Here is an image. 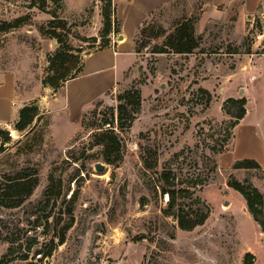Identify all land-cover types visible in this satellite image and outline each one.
Listing matches in <instances>:
<instances>
[{
  "label": "rangeland",
  "instance_id": "1",
  "mask_svg": "<svg viewBox=\"0 0 264 264\" xmlns=\"http://www.w3.org/2000/svg\"><path fill=\"white\" fill-rule=\"evenodd\" d=\"M239 2L174 0L152 12L135 35L137 72L74 113L72 84L63 87L78 75L87 51L117 40L114 12L105 34L104 0H0V75L12 76L17 109L39 110L31 130L15 129L22 107L0 125L11 136L0 153V264H264V232L228 185L232 178L251 181L264 192V170L219 162L238 113L226 101L228 89L239 82L236 99L245 98L251 75L264 77V1L238 26ZM185 23L198 47L156 52ZM59 51L73 59L56 73L66 81L54 90L44 81L54 75L49 60ZM133 91L136 110V98L126 94ZM251 96L247 123L263 116V78ZM121 104L127 111L118 121ZM107 121L119 140L109 155L118 159L114 164L94 137L111 128ZM163 189L185 191L174 210L206 214L203 224L181 229L166 213Z\"/></svg>",
  "mask_w": 264,
  "mask_h": 264
},
{
  "label": "crops",
  "instance_id": "2",
  "mask_svg": "<svg viewBox=\"0 0 264 264\" xmlns=\"http://www.w3.org/2000/svg\"><path fill=\"white\" fill-rule=\"evenodd\" d=\"M174 0H112L114 15L120 26L117 40L110 41V45L85 54L78 75L68 81L63 89L72 84L68 94L73 103L74 113H83L94 102L103 99L107 94L117 91L128 78L127 72H137L140 62L139 53L135 50V35L138 28L161 7ZM217 3H232L234 0H215ZM264 0H240L238 3V26L244 24L247 16L254 15ZM122 35V38L119 36ZM251 75L248 85L243 86L245 92L246 113L234 127L231 145L220 156L219 162L225 167H231L236 160L254 159L264 170V134L260 139L258 129L262 126L264 133V112L260 119L247 123L250 116L249 105L255 92L256 81L264 77ZM241 86L237 82L228 89V96L237 98ZM237 91V92H236ZM241 98V97H239ZM14 81L11 75H0V125L12 122L18 115L14 105ZM14 106V107H13ZM262 121V122H261ZM260 130V129H259ZM238 131V135H237ZM253 182V181H252ZM254 186V182L252 183ZM257 187V186H256ZM258 188V187H257ZM259 189V188H258ZM260 190V189H259ZM263 194L264 192L260 190Z\"/></svg>",
  "mask_w": 264,
  "mask_h": 264
},
{
  "label": "trees",
  "instance_id": "3",
  "mask_svg": "<svg viewBox=\"0 0 264 264\" xmlns=\"http://www.w3.org/2000/svg\"><path fill=\"white\" fill-rule=\"evenodd\" d=\"M105 1V34L110 32L111 28V19H110V13L111 11L114 12L112 0H104ZM183 27H186L183 28ZM58 41V40H57ZM59 42V41H58ZM109 41L105 40L103 42V45L100 49H103L108 46ZM198 47V44L196 43V38L194 36V30L193 26L190 25V23H185L183 25H180L178 28L175 29L174 34L169 36L168 42L164 44V47L162 49H158L156 52H164L165 49L169 48L173 52L177 53H192L193 50ZM73 59L72 55H69L67 52L59 51L54 56L50 58V64H49V70L51 72H54V75H51L50 79L47 81H44L46 84H49L54 90L61 86V83L66 81L65 75H56V73H59L60 67H64V65ZM73 63V62H72ZM78 73L80 71V67L76 70ZM64 74V73H63ZM75 77V76H74ZM126 94H132L133 97L136 98L135 103V109L136 110L139 106V92L133 91V92H127ZM124 97V95H118V99L121 100ZM226 101L231 102L232 104L236 105L238 108V113L235 115L236 120L233 122V126H236L239 123V120H241L245 113L246 108L245 104L247 102L246 98L241 97L239 99L234 98H228ZM133 111L129 113V116L132 118ZM38 107L36 105H26L22 107L19 111V118L17 122L15 123V129L18 131H25L27 129H30L32 127V123L35 118L39 117ZM127 111V108L124 105H119V119L122 118L123 112ZM106 124H110L111 128L109 129H102L100 131H97L94 134V137L97 139V144H100L103 148L102 152L106 157V161L108 163H115L118 159H110L109 155L115 153L114 147L119 144V140L117 138V135L113 129V125L111 122L107 121ZM123 125H120L122 128ZM31 130V129H30ZM0 134L3 135V139L0 140V153L5 150V144L10 142L11 136L9 134V131L1 129L0 128ZM102 137V140H99ZM104 137V138H103ZM232 168L234 169H261V165L259 162H257L254 159H240L236 160ZM23 184H26V181H22ZM230 187H232L234 190L238 191L245 199L246 205L248 208V211L252 215L253 219L260 225L261 231L264 232V194L256 187L254 186L251 181L246 182H239L236 179H231L228 184ZM34 186V183H32L29 186V189L27 190V195L31 194L32 188ZM164 193H167L168 195V203H169V209L166 213L169 215H172L176 218L178 221V224L181 229L190 231L197 227L198 225L203 224L205 221L207 215L198 213L196 216H190L187 212L183 211L182 209H178V211L174 210V206L177 204V199L180 195H184L185 191L179 189L177 191L175 190H168L163 189ZM1 221V219H0ZM67 222L65 225H63L60 229L61 236L59 237L57 243L55 246L60 245L64 242V232L71 226V222ZM52 248L49 249L47 253H45L46 256L50 255L52 252ZM35 254L40 255L39 257H42L44 253L42 254V251L36 250Z\"/></svg>",
  "mask_w": 264,
  "mask_h": 264
},
{
  "label": "water",
  "instance_id": "4",
  "mask_svg": "<svg viewBox=\"0 0 264 264\" xmlns=\"http://www.w3.org/2000/svg\"><path fill=\"white\" fill-rule=\"evenodd\" d=\"M119 38H122V35H120ZM54 42L56 43V41H54ZM89 53H90V51L86 52V54H89ZM241 92H242V90H241ZM95 168H96L97 171L100 172V171H102L104 169V165L101 164V163H96Z\"/></svg>",
  "mask_w": 264,
  "mask_h": 264
},
{
  "label": "built area",
  "instance_id": "5",
  "mask_svg": "<svg viewBox=\"0 0 264 264\" xmlns=\"http://www.w3.org/2000/svg\"><path fill=\"white\" fill-rule=\"evenodd\" d=\"M263 17H264V13H263Z\"/></svg>",
  "mask_w": 264,
  "mask_h": 264
}]
</instances>
